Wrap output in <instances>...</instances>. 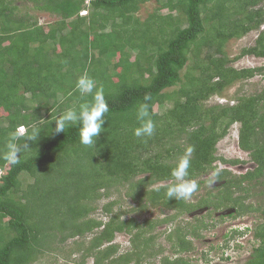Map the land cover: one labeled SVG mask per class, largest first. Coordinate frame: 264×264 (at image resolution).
<instances>
[{
  "label": "trees",
  "instance_id": "obj_1",
  "mask_svg": "<svg viewBox=\"0 0 264 264\" xmlns=\"http://www.w3.org/2000/svg\"><path fill=\"white\" fill-rule=\"evenodd\" d=\"M22 1L29 5L21 8ZM147 1L0 0V264H29L57 238L82 237L101 227L89 248L98 249L95 264H147L161 254L160 248L148 250L154 236L145 235L169 219L148 220L144 229L118 213L106 223L85 220L95 193L113 183L127 184L128 195L140 206L145 199L177 213L208 208V214L233 209L234 217L259 213L262 221L253 229L258 245L244 264H264V205L246 203L252 190L264 186V86L234 97L231 105H206L234 83L264 76V65H231L247 56L264 59V7L258 6L264 0H154L158 7L142 21L136 14ZM164 10L168 14L160 13ZM31 11L57 19L41 25ZM252 31L258 32L254 44L229 58L226 44ZM84 72L103 85L109 105L93 146L80 143L78 125L57 134L52 123L67 108L91 101L75 89ZM173 87L178 88L166 92ZM145 94L152 97L148 103L156 131L143 141L133 129ZM167 100L170 108L154 110ZM234 124H239L238 145L253 168L237 176L220 169L214 178L218 186L195 202L169 200L166 189L175 183L171 170L187 147L194 151L186 179L209 175L216 161L239 163L215 154ZM29 125L40 129L38 139L28 141L30 149L17 165H8L2 158L8 134ZM23 176L32 181L23 185ZM166 181L172 182L156 185ZM113 204L104 206L106 213ZM207 227L197 216L178 224L167 236L176 256L163 257L160 264H191L179 254L190 251L188 238L201 237ZM116 233L131 234L133 248L109 259L118 247H100Z\"/></svg>",
  "mask_w": 264,
  "mask_h": 264
},
{
  "label": "rangeland",
  "instance_id": "obj_2",
  "mask_svg": "<svg viewBox=\"0 0 264 264\" xmlns=\"http://www.w3.org/2000/svg\"><path fill=\"white\" fill-rule=\"evenodd\" d=\"M24 3L23 1L20 3L21 8ZM26 4L29 5V3ZM261 5L264 7V2L258 6ZM157 7L158 5L154 0H149L140 7L136 16L143 21L153 13ZM160 13L163 15L168 14L166 10L160 11ZM81 14H85V12ZM29 16L41 25L53 23L57 19V17L52 14L36 11H31ZM257 33L256 31H252L241 39L230 40L225 47V52L229 58L238 56L242 48L252 46L257 37ZM231 65L236 69L254 68L264 65V59L247 56L233 61ZM263 86L264 76L256 75L252 79L236 82L225 89L221 94L212 96L206 102V105H231L234 103V97L255 94L259 92ZM177 88L178 87L167 89L166 92L170 93ZM59 99H62V96H60ZM171 105L172 102L167 100L163 106L155 105L154 110L162 113L164 110L170 108ZM238 128L239 124H234L230 127L226 137L216 144L215 154L225 160H238L239 163L234 165L224 164L220 161L214 163L216 168L227 169L235 176L244 174L247 170L253 168V163L250 160L249 154L241 150L238 145ZM211 174L212 173H209V175L200 176L196 179L198 183H201L198 191L193 194L188 202H195L196 199L205 196L210 190L218 186L216 182L210 186V180L213 179ZM142 177L143 175H139L134 178V181ZM25 178L26 176H23V185L32 181L31 179ZM53 180L56 182V179ZM170 182L172 181L160 182L156 185L162 186ZM128 191L127 184L120 185L118 183H113L110 188H101L98 193H95V195L97 194L98 196L90 201L89 206L91 210L85 220L95 219L106 223L112 214L118 213L121 219H134L138 224H142L144 229L146 227L144 224L148 220L161 222L164 219H169V221L165 223L157 224L156 227L148 230L149 233L145 235L146 237L150 235L154 236V239L149 242L151 247L148 249L149 251L161 249V254L148 259L146 261L147 264H160L163 257H175L176 254L173 252V245L167 238L168 234L178 224L184 225L193 220L196 216L198 219H201L204 224H207L208 227L202 230L201 237L196 239L192 237L188 238L192 244L190 251L179 254V256L188 258L191 264H244L250 257L253 249L258 245V242L253 238L254 227L262 221L260 214L257 212L236 217L233 216L235 214H232L233 211L228 213L230 209L211 211L210 214L207 213V211L210 210L209 208L207 211L206 209H197L192 213H177L175 209H164L159 206H151L145 199L142 201V204H145V206H140L138 201H134L128 195ZM73 192L74 191H72L71 194H73ZM112 202H114V204L112 205L111 213H106L104 206ZM84 203L86 202L84 201ZM246 203H251L254 206L264 205V186H259L252 190L251 196L247 199ZM101 229L102 227L94 229L82 237L68 238L63 241H59L57 238L55 241L51 242V247L46 249V252L44 251L43 254L39 255L29 264H95L94 254L98 252V249L89 250V248L91 239L97 235ZM232 230H237L239 233L234 234ZM130 237L131 234L116 233L113 240L110 243H104L100 247V250L107 246L116 245L118 247L117 251L115 255H111L109 259L118 257L133 248ZM109 259L105 260V263H108Z\"/></svg>",
  "mask_w": 264,
  "mask_h": 264
},
{
  "label": "clouds",
  "instance_id": "obj_3",
  "mask_svg": "<svg viewBox=\"0 0 264 264\" xmlns=\"http://www.w3.org/2000/svg\"><path fill=\"white\" fill-rule=\"evenodd\" d=\"M75 89L82 97L91 96L92 99L69 107L58 116L52 117V123H55L54 131L57 134L64 133L66 128L78 125L80 143L84 146H93L104 130L105 114L109 112L104 87L98 85L95 79L84 72L77 78ZM151 99L150 94H145L144 102L139 103L136 108L138 126L133 129V135L143 141L151 138L156 131V125L149 110L148 101ZM19 128L18 131L8 134L5 143L2 158L8 165H17L20 162L21 154L30 149L28 141L35 142L40 135V129L35 125H29L27 129ZM21 139H23V143L19 142ZM193 151L192 146L187 147L184 155L179 158L171 170V176L175 183L170 184L166 189V196L169 200H189L198 191L197 181L186 179L189 176L190 157ZM219 171L220 169L217 168L212 172L213 179L210 180V186L215 183L214 178L219 175Z\"/></svg>",
  "mask_w": 264,
  "mask_h": 264
},
{
  "label": "water",
  "instance_id": "obj_4",
  "mask_svg": "<svg viewBox=\"0 0 264 264\" xmlns=\"http://www.w3.org/2000/svg\"><path fill=\"white\" fill-rule=\"evenodd\" d=\"M232 211H233V209H231L230 212H228V213H231Z\"/></svg>",
  "mask_w": 264,
  "mask_h": 264
}]
</instances>
